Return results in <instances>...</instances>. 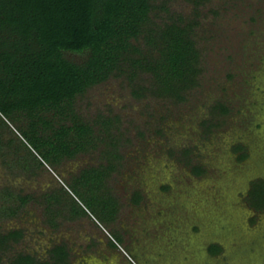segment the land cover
Wrapping results in <instances>:
<instances>
[{
	"label": "rangeland",
	"instance_id": "374dc122",
	"mask_svg": "<svg viewBox=\"0 0 264 264\" xmlns=\"http://www.w3.org/2000/svg\"><path fill=\"white\" fill-rule=\"evenodd\" d=\"M155 5L152 17L159 24L173 18L198 22L193 32L201 52L197 86L181 102L135 97L132 88L148 85V73L133 84L111 76L92 86L78 97L77 111L90 121L118 116L110 134L117 146L99 141L56 165H38L13 125L4 128L0 207L19 204L3 191L6 186L39 200L0 216V231H24L2 264L19 252L48 259L49 249L62 242L71 251L70 264H264V210L254 209L248 199L252 183L264 179V0L199 5L156 0ZM219 103L229 114L212 113ZM10 138L14 142L7 143ZM109 150L120 157L104 181H89V191L76 184L83 169L109 163ZM195 165L205 172L195 173ZM58 189L86 213L73 214L65 200L54 204L59 213L47 212L43 194ZM113 232L120 233L117 247L111 245ZM213 244L223 250L212 254Z\"/></svg>",
	"mask_w": 264,
	"mask_h": 264
},
{
	"label": "trees",
	"instance_id": "16d2710c",
	"mask_svg": "<svg viewBox=\"0 0 264 264\" xmlns=\"http://www.w3.org/2000/svg\"><path fill=\"white\" fill-rule=\"evenodd\" d=\"M155 1L0 0V146L5 143L2 131L10 125L38 165H56L74 158L97 147L99 141L117 146L110 134L118 116H98L90 121L76 108L79 96L111 76H125L134 83L148 73V85L132 88L135 97L187 99V91L197 86L202 71L193 33L198 22L173 18L159 24L152 17ZM203 1L193 0L198 5ZM68 53L82 59L74 60ZM212 110L213 114L230 112L222 103ZM12 142L14 138L7 141ZM108 157L106 165L83 169L74 177L76 184L87 188L89 181L103 182L116 166L114 158L120 155L109 150ZM246 157V153L241 155V159ZM193 169L199 175L205 172L201 165ZM3 191L15 195L19 204L0 207V216H12L18 208L39 200L34 194H15L8 186ZM94 195V201L102 204L103 198ZM141 198L136 191L134 201ZM248 199L254 209L264 210V179L252 183ZM64 200L73 214L86 213L75 198L64 197L60 189L43 194L45 209L51 214L59 213L54 204ZM49 222L58 226L53 217ZM119 234H112L114 247L121 243ZM23 236L22 229L0 231V264ZM222 250L220 244L210 247L212 254ZM7 258L8 264H70L71 251L62 242L49 249L48 259L25 252Z\"/></svg>",
	"mask_w": 264,
	"mask_h": 264
}]
</instances>
